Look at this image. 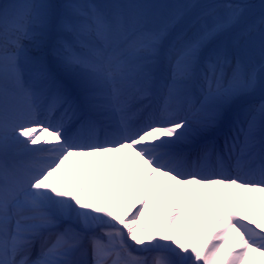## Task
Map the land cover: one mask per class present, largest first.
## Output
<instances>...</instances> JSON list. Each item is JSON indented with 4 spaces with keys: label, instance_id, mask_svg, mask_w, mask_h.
Returning a JSON list of instances; mask_svg holds the SVG:
<instances>
[{
    "label": "snow or ice",
    "instance_id": "snow-or-ice-1",
    "mask_svg": "<svg viewBox=\"0 0 264 264\" xmlns=\"http://www.w3.org/2000/svg\"><path fill=\"white\" fill-rule=\"evenodd\" d=\"M0 264H264V0H0Z\"/></svg>",
    "mask_w": 264,
    "mask_h": 264
},
{
    "label": "rangeland",
    "instance_id": "rangeland-1",
    "mask_svg": "<svg viewBox=\"0 0 264 264\" xmlns=\"http://www.w3.org/2000/svg\"><path fill=\"white\" fill-rule=\"evenodd\" d=\"M259 2V0H253V3H258ZM223 140V138L220 136V137H218L217 138V141H222ZM159 214L161 215V211H159ZM135 254H138V253H135Z\"/></svg>",
    "mask_w": 264,
    "mask_h": 264
},
{
    "label": "bare ground",
    "instance_id": "bare-ground-1",
    "mask_svg": "<svg viewBox=\"0 0 264 264\" xmlns=\"http://www.w3.org/2000/svg\"><path fill=\"white\" fill-rule=\"evenodd\" d=\"M98 176H99V173H98ZM100 178L103 179L102 177H100ZM166 195H170V193L169 194H166ZM160 211H161V215H162V213L164 211V205L163 204L161 205Z\"/></svg>",
    "mask_w": 264,
    "mask_h": 264
}]
</instances>
